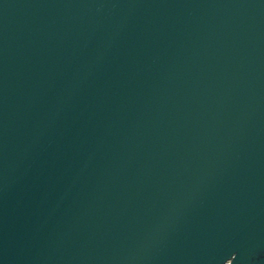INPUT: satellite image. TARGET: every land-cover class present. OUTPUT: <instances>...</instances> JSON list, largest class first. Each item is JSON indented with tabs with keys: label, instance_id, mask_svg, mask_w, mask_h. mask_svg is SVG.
I'll return each instance as SVG.
<instances>
[{
	"label": "water",
	"instance_id": "1",
	"mask_svg": "<svg viewBox=\"0 0 264 264\" xmlns=\"http://www.w3.org/2000/svg\"><path fill=\"white\" fill-rule=\"evenodd\" d=\"M0 264H264V0H0Z\"/></svg>",
	"mask_w": 264,
	"mask_h": 264
},
{
	"label": "snow or ice",
	"instance_id": "2",
	"mask_svg": "<svg viewBox=\"0 0 264 264\" xmlns=\"http://www.w3.org/2000/svg\"><path fill=\"white\" fill-rule=\"evenodd\" d=\"M235 259H236V257H235ZM235 259H234V260H235Z\"/></svg>",
	"mask_w": 264,
	"mask_h": 264
}]
</instances>
